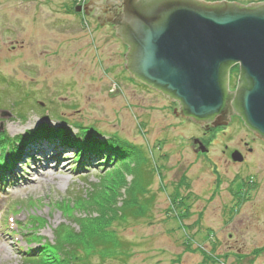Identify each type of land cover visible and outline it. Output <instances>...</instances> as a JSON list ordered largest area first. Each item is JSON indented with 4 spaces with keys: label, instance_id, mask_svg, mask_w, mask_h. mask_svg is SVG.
Masks as SVG:
<instances>
[{
    "label": "rangeland",
    "instance_id": "1",
    "mask_svg": "<svg viewBox=\"0 0 264 264\" xmlns=\"http://www.w3.org/2000/svg\"><path fill=\"white\" fill-rule=\"evenodd\" d=\"M85 1L0 0V112L11 114L2 119L11 142L0 136V152L56 113L46 123L66 120L72 135L79 123L97 129L96 139L133 143L123 169L128 178L113 180L119 176L108 171L107 153L95 161L85 156L77 169L76 148L43 137L29 141L10 168L11 183L0 186V264H34L22 253L37 243L26 240L37 229V219L29 225L31 216L46 220L36 232L53 243L55 229L69 223L66 211L84 216L93 188L101 201L119 189L117 203L127 199L125 214L102 229L120 242L91 255L88 248L80 251L77 264H264V142L240 119L219 134L179 119L177 103L131 76L127 47L114 28L76 10ZM193 138L204 141L200 154ZM235 150L245 154V163L230 162Z\"/></svg>",
    "mask_w": 264,
    "mask_h": 264
},
{
    "label": "water",
    "instance_id": "2",
    "mask_svg": "<svg viewBox=\"0 0 264 264\" xmlns=\"http://www.w3.org/2000/svg\"><path fill=\"white\" fill-rule=\"evenodd\" d=\"M120 6L114 24L131 47L125 67L133 78L178 100L183 116L196 120L218 115L233 95L246 125L264 138V1L121 0ZM238 65L239 85L230 93ZM10 116L0 112V132ZM232 158L243 161L237 150Z\"/></svg>",
    "mask_w": 264,
    "mask_h": 264
},
{
    "label": "trees",
    "instance_id": "3",
    "mask_svg": "<svg viewBox=\"0 0 264 264\" xmlns=\"http://www.w3.org/2000/svg\"><path fill=\"white\" fill-rule=\"evenodd\" d=\"M236 70L238 73V68ZM55 114L51 113V116L57 117L58 114ZM20 115L23 118L26 117L22 113H20ZM46 115L43 118H45ZM59 121L62 123L58 126L42 122L38 130H32L31 133L24 137L11 139L13 144L9 145L8 151L4 154L0 152V186H3L4 184L6 185L7 182L11 183L12 179L9 176L10 168H13L17 161L26 154L24 151L25 147L27 148L31 144H29V141L38 143L42 137L49 142L59 141L63 146L76 148L79 152V155H77L78 162H76L77 169L85 165V162L82 159L85 156L93 159L94 157L102 156L103 153L112 155L111 159L104 161L105 164L109 163L112 166L108 171H114L115 174L119 176L113 178L115 182L118 181L117 179H119V183L126 182L128 177L123 169H128V163L134 155L136 146L133 143L123 141L116 137L107 138L106 140H99V138L96 139L95 132H97V129L83 126V124L79 123L75 124V126L79 128L78 134L72 135V130L66 125V120L59 119ZM84 128L89 130L87 131V134L86 131H84ZM3 134L4 132H0V136L6 139ZM4 142L9 143L11 141L6 139ZM22 144L24 146H22ZM133 181H135V179H133L132 182ZM93 189L94 191H91L93 197H90V199L88 198L90 202L92 201V204L87 206L84 216L79 215L75 217L73 216L74 212L69 214L68 211L70 210L66 211L69 223L65 222V224L63 223L55 229L56 240L53 243L43 241V238H40L38 232H36L37 229L39 230V222L44 221V224H46V220H43L42 217L31 216V222L29 225L33 223L32 220L35 218L37 219L35 221L37 229L33 231L29 230V232L32 233V237L29 238L26 236L28 237L26 240L29 244H34L35 241L37 243L35 246H29L22 252L27 262L34 264H77L84 258V255H82V252L80 251L87 252L86 249L88 248V251H90L89 254L91 255V252H97L94 251L97 248L100 249L101 247H104L110 250L120 242L117 235H112V233L102 229L106 228L110 222L117 218H121L125 214L124 208L127 199L124 198L125 200L123 199L122 204L117 203V200L120 201L118 199L119 196H121L119 189V192L116 194L114 192V194H108V192H106L108 198L102 196L103 199L105 198L104 202L103 200L95 199L98 192H96L95 188ZM73 205V202H71V209L73 208ZM91 208H95V210L97 209V212H94L95 210L92 212ZM18 224L19 226L21 225L20 222ZM26 234H28V232L25 233V235ZM119 247L122 248V246ZM100 254L105 255L104 252Z\"/></svg>",
    "mask_w": 264,
    "mask_h": 264
},
{
    "label": "flooded vegetation",
    "instance_id": "4",
    "mask_svg": "<svg viewBox=\"0 0 264 264\" xmlns=\"http://www.w3.org/2000/svg\"><path fill=\"white\" fill-rule=\"evenodd\" d=\"M120 4H121V0H87L83 3L82 10L79 12L82 13V17H84V18L91 17L93 19H96L97 22L99 23V26H101V27L111 26L115 30V36H117V38H120L118 35L119 28L117 27L116 24H114L115 19L116 18L120 19L121 18L120 15L123 12ZM120 39L123 42V44L126 45L127 54H128L131 47L123 41L122 37ZM237 68H238L239 73H240L239 65L234 66L230 72V82H229V86H228V91L230 93L236 92L238 85H239V83L237 82V84L235 85V88L232 89V83L231 82H232V78H233V71ZM143 84H145V83H143ZM166 96H168V98L171 101L177 103V105L173 107L174 114L179 119L184 118V119L193 120L197 125H199L200 130H208V131L216 130L217 133L219 134L221 130H227L228 126L232 123V121H234L235 118L240 119L246 126V123H245L244 118L242 116L241 110L239 109V107L237 105L236 98L233 95L230 96V94H229L228 99L225 103L224 109L218 115H216L215 117H213L211 119H204V120H196L192 117H184L182 114L180 102L176 99H172L169 95H166ZM246 128H247V130H251L252 134L254 135L255 140L264 142V138L259 137L253 131V129H251L248 126H246ZM206 133L207 132H205L204 134H206ZM202 139L204 140L203 137H202ZM202 139L201 140L197 139V141H196V138H193V143L195 144L194 152L197 154H200L197 151L199 149L198 145L204 143V141ZM196 143H198V144H196ZM252 150H253L252 148L248 147V151L251 152ZM232 154H233V151L230 152V155H231V161L230 162L235 163V164L238 163L237 161H234L232 159ZM241 154L243 156V161L239 162V163H243V162L245 163V154L243 152H241Z\"/></svg>",
    "mask_w": 264,
    "mask_h": 264
},
{
    "label": "bare ground",
    "instance_id": "5",
    "mask_svg": "<svg viewBox=\"0 0 264 264\" xmlns=\"http://www.w3.org/2000/svg\"><path fill=\"white\" fill-rule=\"evenodd\" d=\"M92 160L95 161V159H92ZM93 161H92V162H93ZM38 165H39V164H38Z\"/></svg>",
    "mask_w": 264,
    "mask_h": 264
}]
</instances>
